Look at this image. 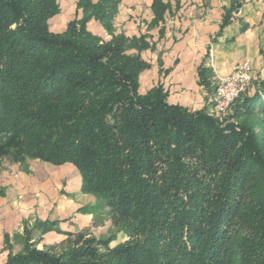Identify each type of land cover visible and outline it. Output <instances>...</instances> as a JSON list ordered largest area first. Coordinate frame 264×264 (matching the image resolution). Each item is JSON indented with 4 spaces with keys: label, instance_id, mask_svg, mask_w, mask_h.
<instances>
[{
    "label": "trees",
    "instance_id": "16d2710c",
    "mask_svg": "<svg viewBox=\"0 0 264 264\" xmlns=\"http://www.w3.org/2000/svg\"><path fill=\"white\" fill-rule=\"evenodd\" d=\"M119 3L77 0L81 15L53 32L57 0H0V168L5 158L72 163L81 192L127 238L110 246L113 236L84 228L57 251L38 249L60 230L35 219L13 235L19 250L5 236L4 264H264V79L223 119L168 103L160 84L141 92L151 45L114 33ZM151 9L153 25L167 4ZM198 73L210 89L209 70Z\"/></svg>",
    "mask_w": 264,
    "mask_h": 264
},
{
    "label": "crops",
    "instance_id": "0c3cea01",
    "mask_svg": "<svg viewBox=\"0 0 264 264\" xmlns=\"http://www.w3.org/2000/svg\"><path fill=\"white\" fill-rule=\"evenodd\" d=\"M76 1L57 0L60 11L49 19L53 32H62L69 20L81 15ZM233 1L240 5L222 25ZM152 2L120 0L113 20L114 33L144 34L151 45L141 52L150 64L139 77L141 92L160 84L168 103L194 111L208 109L218 78L242 61H249L254 78L264 79V0H162L167 9L163 20L153 25ZM87 27L104 40L110 38L95 20ZM200 67L209 70L210 89L199 81ZM80 185V173L72 163L4 159L0 168V264L8 253L5 236L14 252L20 249L13 235L22 231L24 222L49 219L60 230L46 232L40 247L65 239L67 233L91 231L93 214L88 210L94 207L95 197L81 192Z\"/></svg>",
    "mask_w": 264,
    "mask_h": 264
},
{
    "label": "built area",
    "instance_id": "2783aa9c",
    "mask_svg": "<svg viewBox=\"0 0 264 264\" xmlns=\"http://www.w3.org/2000/svg\"><path fill=\"white\" fill-rule=\"evenodd\" d=\"M252 78L249 61L240 62L231 73L219 77L210 97L209 112L217 118L226 115L235 100L250 87Z\"/></svg>",
    "mask_w": 264,
    "mask_h": 264
},
{
    "label": "rangeland",
    "instance_id": "374dc122",
    "mask_svg": "<svg viewBox=\"0 0 264 264\" xmlns=\"http://www.w3.org/2000/svg\"><path fill=\"white\" fill-rule=\"evenodd\" d=\"M257 80H258L257 78L253 77L252 81H251V84H254V82L257 81ZM209 109H210V104H209V107H208V111H209ZM224 117H225V115L221 116V117H218V119H223ZM5 160L7 161L9 159L5 158ZM95 207L96 206L94 205V207L89 209L88 211H89V213L93 214L92 220L94 219V217H97V220H99L100 222H99V225H95L94 226V228L91 230L92 232L90 230H89V232L91 234H93L94 236L100 237V238H107L109 236H113L114 239L110 241V243H109L110 246H114V245H116L118 243L124 242L127 239L126 236L123 233H121L120 231H117L113 226H111L110 221L107 218L105 208L99 207V208L96 209ZM65 240H66V238L61 240V241H58V242L44 244V245H42V247H40L39 243H37V248L38 249L50 248L52 250H56L57 251L65 243ZM17 244H18V246L20 245L19 243H17Z\"/></svg>",
    "mask_w": 264,
    "mask_h": 264
}]
</instances>
